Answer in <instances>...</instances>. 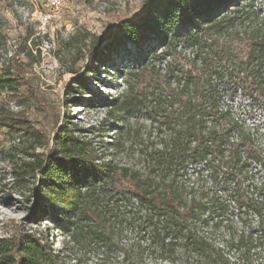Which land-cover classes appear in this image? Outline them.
Here are the masks:
<instances>
[{
	"label": "trees",
	"instance_id": "trees-1",
	"mask_svg": "<svg viewBox=\"0 0 264 264\" xmlns=\"http://www.w3.org/2000/svg\"><path fill=\"white\" fill-rule=\"evenodd\" d=\"M259 14L255 0H147L141 14L118 21L95 42L88 74L113 66L126 87L99 103L117 122L148 121L160 134V148L146 154L145 174L103 162L67 121L57 119L45 131L0 104V131L14 141L0 145V156L18 187L35 198L34 219L49 217L67 233L79 226L132 229L162 254L190 249L205 264H228L231 252L242 264H264V131L235 107L242 95L247 114L264 112V34L254 28L245 45L234 43L238 35L225 38L241 18ZM115 59L129 64L126 72ZM87 88L88 80L76 87ZM22 91L43 104L14 58L0 72V92L16 101ZM132 133L142 141L140 128ZM185 178L194 194L183 205ZM3 181L0 173V188ZM0 264L62 260L49 234L31 233L18 221L0 235Z\"/></svg>",
	"mask_w": 264,
	"mask_h": 264
},
{
	"label": "rangeland",
	"instance_id": "rangeland-1",
	"mask_svg": "<svg viewBox=\"0 0 264 264\" xmlns=\"http://www.w3.org/2000/svg\"><path fill=\"white\" fill-rule=\"evenodd\" d=\"M46 1L0 0V72L15 58L27 68L35 91L44 98L43 104L36 105L25 97L24 91L16 101L0 92V104L25 114L45 131H51L57 119L67 121L82 130V136L92 142L103 162L145 174L146 154L160 148V134L148 121L134 118L123 124L111 118L108 108L99 102L103 97L110 101L125 93L123 76H118L113 66L88 74L91 68L88 59L95 42L105 40L109 28L118 21L141 14L147 0H66L60 17L43 25L38 18L45 12ZM255 5L259 8L258 18L250 15L246 22L241 18L236 29L226 34V40L238 35L234 43L244 42L245 45L257 27L264 34V1L255 0ZM115 60L126 72L129 64ZM81 80H88V88L83 91L76 89ZM248 105L242 95L235 101L238 114L249 117L251 124L255 123L263 132L264 112L255 108L253 113L247 114ZM121 126H125L124 130ZM138 128L143 133L142 141L132 133ZM12 144L13 139L0 131V145ZM256 170V177H263L259 175L261 170ZM10 172L11 165L0 156V173L6 184L0 188V235L14 222L23 221L31 233L42 231L50 235L53 251L60 255L62 264H205L190 249L184 251L176 247L171 248L169 254H162L145 235L132 229H113L112 225L100 229L79 226L73 233H67L49 217L39 222L34 219L35 198L18 187ZM185 179L180 182L185 188L183 205L188 204L194 194L189 189V179ZM231 215H237L235 209ZM237 228L240 229V224ZM222 235L215 236L218 247L223 244ZM229 256L228 264H242L235 252Z\"/></svg>",
	"mask_w": 264,
	"mask_h": 264
},
{
	"label": "built area",
	"instance_id": "built-area-1",
	"mask_svg": "<svg viewBox=\"0 0 264 264\" xmlns=\"http://www.w3.org/2000/svg\"><path fill=\"white\" fill-rule=\"evenodd\" d=\"M66 6V0H47L45 12L40 13L39 22L43 25L58 19Z\"/></svg>",
	"mask_w": 264,
	"mask_h": 264
}]
</instances>
